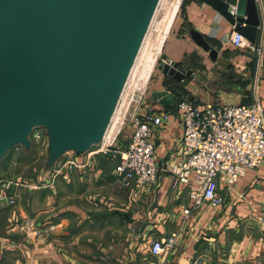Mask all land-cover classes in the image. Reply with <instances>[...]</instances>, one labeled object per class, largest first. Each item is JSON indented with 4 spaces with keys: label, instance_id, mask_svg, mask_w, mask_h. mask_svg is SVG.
I'll return each mask as SVG.
<instances>
[{
    "label": "crops",
    "instance_id": "obj_1",
    "mask_svg": "<svg viewBox=\"0 0 264 264\" xmlns=\"http://www.w3.org/2000/svg\"><path fill=\"white\" fill-rule=\"evenodd\" d=\"M256 5L260 60L228 41L233 25L214 8L202 0L183 1L164 42L162 60L175 61L191 74L178 81L160 69L150 80L146 97L156 115L170 113L169 120L153 130L160 168L156 182L140 189L119 187L113 175L117 159L112 153L93 154L91 148L67 151L46 167V146L36 178L13 174L18 182L16 204L0 205V264H264V226L259 222L264 165L247 169L229 186L219 177L217 190L224 202L215 207L207 202L193 205L188 186L173 187L167 172L181 156L183 127L176 110L180 99L197 106L248 103L255 93L264 117V0ZM191 29L216 49L215 59L196 45ZM158 90L171 93L170 106L152 98ZM29 139V147H13L9 168L13 160L21 165L18 149L29 151L33 145L40 149ZM68 159L73 166H62ZM0 165V179L7 178L8 169ZM186 208L188 214L183 212ZM170 234H175L174 246L151 256L147 251L151 240Z\"/></svg>",
    "mask_w": 264,
    "mask_h": 264
},
{
    "label": "water",
    "instance_id": "obj_2",
    "mask_svg": "<svg viewBox=\"0 0 264 264\" xmlns=\"http://www.w3.org/2000/svg\"><path fill=\"white\" fill-rule=\"evenodd\" d=\"M248 41L260 36L255 0H202ZM158 0H0V159L30 146L35 128L47 137L46 167L67 151L101 142ZM192 40L212 59L199 32ZM164 75L191 74L161 60ZM153 99L172 104L166 90Z\"/></svg>",
    "mask_w": 264,
    "mask_h": 264
},
{
    "label": "built area",
    "instance_id": "obj_3",
    "mask_svg": "<svg viewBox=\"0 0 264 264\" xmlns=\"http://www.w3.org/2000/svg\"><path fill=\"white\" fill-rule=\"evenodd\" d=\"M261 5L262 0H255ZM228 41L235 47L253 53L260 60L262 40L248 41L242 34L233 31ZM169 62V61H167ZM134 74L132 75V77ZM128 78L118 99L109 125L101 142L91 149L93 154H111L117 159L113 175L118 186L123 189H140L154 184L160 168L155 159L153 130L163 121L169 120L170 113L155 114L153 106L146 103V90L133 101L130 119L132 131L125 145L116 146V136L120 128L113 132L114 120L118 109L123 105L124 97L130 92ZM148 79V78H147ZM249 104L207 103L197 106L190 99H180L176 110L183 127L181 156L167 169L172 186H188V196L193 205L202 202L212 207L224 202L218 192V178L231 185L242 177L247 169L264 165V117L263 107L254 93ZM43 128H35L30 137L46 147L47 140ZM45 136V137H44ZM119 147V148H117ZM13 159V158H12ZM16 160L12 161V165ZM73 160H66L62 166L72 167ZM68 174L65 175V179ZM14 178L0 179V205L13 206L17 202ZM189 209H184L185 214ZM264 226V209L259 219ZM175 244V234L163 238H153L148 253L157 256L170 250ZM194 264H200L195 261Z\"/></svg>",
    "mask_w": 264,
    "mask_h": 264
},
{
    "label": "rangeland",
    "instance_id": "obj_4",
    "mask_svg": "<svg viewBox=\"0 0 264 264\" xmlns=\"http://www.w3.org/2000/svg\"><path fill=\"white\" fill-rule=\"evenodd\" d=\"M183 1L184 0H163V3H162V6L160 8V11H159V14L157 16L156 23H155V27H154L156 30L154 29L155 31L154 32L152 31V33L150 35L152 44L161 43L160 41H162V39H164L168 36L171 29L174 27L176 15H177V13L179 11V7L183 3ZM156 13H157V11H156ZM175 13H176V15H175ZM164 42H163V45L161 46V49H159L157 52H155L156 53L155 54L156 59H155V62L153 63L151 71L149 72L148 79L144 80L142 77L139 76L140 67L137 70V72L134 73V76L130 79V82H129L130 92L127 93V95L124 97L123 105L118 109L117 113L115 114L116 117L114 120L115 124L113 127V132L116 133V131L120 128V131L116 136V142H115L116 146H120L122 143H124L128 139L129 135L131 134L132 128H133L132 122H131L132 120L130 119L133 101H131V103H129L130 97L132 96L133 97L132 99H135V98L137 99L139 97V95H141L144 90H146V94H147L148 93V85H149L150 80L153 78V75L157 71H160V69H161L160 68V62L163 58L162 53H163ZM146 97H148V96H146ZM43 131H45V130H43ZM45 134H46V131H45ZM29 138H31V137H29ZM45 139L47 140V137H45ZM46 146H47V142H46ZM38 148H40V149H37L36 146L33 145L32 149H30L29 151H25V150L20 151L18 149L17 152H19V155L22 159L20 161L21 165H19L16 161L13 165L10 166V168L8 166L7 167L8 174L6 173V174H4V176L7 178H14L13 174L19 172L22 175H24L25 177H27V176L28 177H33V176L35 177L36 172H38V170L40 169V166L42 167L43 162L45 160L44 159L45 152L43 153L41 151V149H45V147H42V144L39 143ZM93 148H94V146H91V149H93ZM117 148H119V147H117ZM11 149H10V152H11ZM8 151L9 150H7L5 152V154L3 155V157L1 158L0 164L3 163V160L8 155ZM13 151H14V149H13ZM19 155H18V157H19ZM1 166L2 165H0V170L2 168ZM8 175H10V176H8ZM4 176H1V177H4Z\"/></svg>",
    "mask_w": 264,
    "mask_h": 264
},
{
    "label": "bare ground",
    "instance_id": "obj_5",
    "mask_svg": "<svg viewBox=\"0 0 264 264\" xmlns=\"http://www.w3.org/2000/svg\"><path fill=\"white\" fill-rule=\"evenodd\" d=\"M162 3H163V0H158L157 5L154 9V12L150 18L148 29H147L144 37H143V40L141 42V45L139 47V50L136 54V57L134 59L133 65H132L130 73H129V76L131 78H132V75L135 72H137L139 67H140L139 76L142 77L144 80L149 77V72L151 71L153 63L155 62V59H156V55H155L156 53L155 52H157L159 49H161V46L163 45V42L166 39V38L162 39V41H160L161 43L152 44L151 43V37H150L152 31L154 32L156 30L154 27H155L157 16L159 14ZM156 11H157V13H156Z\"/></svg>",
    "mask_w": 264,
    "mask_h": 264
},
{
    "label": "trees",
    "instance_id": "obj_6",
    "mask_svg": "<svg viewBox=\"0 0 264 264\" xmlns=\"http://www.w3.org/2000/svg\"><path fill=\"white\" fill-rule=\"evenodd\" d=\"M249 97H251V96H249ZM250 102H248V103H241V104H249ZM13 152H14L13 151V148L11 149V152H10V150L8 151V155L5 157V159L3 160V163H2L3 165H5L3 167H6L7 168L9 166V161H10V158L12 157ZM21 160H22L21 157H19V161H21ZM10 165H12V164H10Z\"/></svg>",
    "mask_w": 264,
    "mask_h": 264
}]
</instances>
